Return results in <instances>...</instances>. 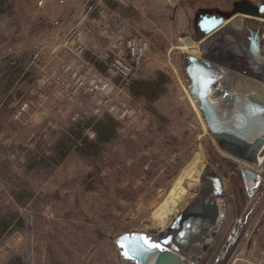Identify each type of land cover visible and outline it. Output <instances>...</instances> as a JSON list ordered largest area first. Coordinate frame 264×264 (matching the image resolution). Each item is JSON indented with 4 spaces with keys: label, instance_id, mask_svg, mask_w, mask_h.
<instances>
[{
    "label": "rangeland",
    "instance_id": "1",
    "mask_svg": "<svg viewBox=\"0 0 264 264\" xmlns=\"http://www.w3.org/2000/svg\"><path fill=\"white\" fill-rule=\"evenodd\" d=\"M234 1L0 0V264H126L119 236L167 230L198 196L201 183L192 179L207 167L223 182L228 216L195 263L234 264L240 254L246 264H264L252 261L264 258V162L222 149L186 74L187 56L203 53L194 12ZM102 23L149 41L130 82L108 70L112 46ZM226 26L246 42L247 27L260 28L264 51V20L238 15ZM237 62L245 65L240 57L223 61L230 70ZM237 72L264 81L249 65ZM93 83L99 89L91 91ZM102 90L136 114L112 117L99 105ZM101 123L113 128L109 142L100 141ZM244 167L263 179L252 197ZM235 213L247 217L251 235L219 263ZM187 246L177 250L192 256Z\"/></svg>",
    "mask_w": 264,
    "mask_h": 264
},
{
    "label": "water",
    "instance_id": "2",
    "mask_svg": "<svg viewBox=\"0 0 264 264\" xmlns=\"http://www.w3.org/2000/svg\"><path fill=\"white\" fill-rule=\"evenodd\" d=\"M238 15L264 20V0L260 4L253 0H235L225 9H197L193 17L195 42L217 32ZM247 28L250 36L245 43L249 52L256 60H264L260 28L256 32ZM226 69L223 62L215 61L209 56L189 54L186 66L189 91L201 103L207 127L222 149L254 164L256 156L264 150V96L243 85L237 88L227 86L224 75ZM238 152L247 154L251 159L239 156ZM208 168L216 175L217 181L214 184L210 182L209 189L205 190L203 184L206 176L202 174L198 192L199 215L187 218L188 209L180 214L167 230L157 234L160 244L158 248H147L144 245L142 238H147L149 234H122L117 243L125 259L124 252L129 251L130 256L135 257L131 260L137 264H183L180 255L174 250L198 239H213L217 236L227 220V209L222 220L219 218L222 211L221 198L225 201L224 185L215 170ZM241 173L248 195L252 197L262 183V176L245 167ZM122 244L124 247H121Z\"/></svg>",
    "mask_w": 264,
    "mask_h": 264
},
{
    "label": "bare ground",
    "instance_id": "3",
    "mask_svg": "<svg viewBox=\"0 0 264 264\" xmlns=\"http://www.w3.org/2000/svg\"><path fill=\"white\" fill-rule=\"evenodd\" d=\"M202 43V54L200 56L202 57H210V58H229L232 62L237 61V59L241 56H243L242 50L240 49V46L242 47L244 51V56L246 60L250 63V66L252 67V70L254 72L256 78L259 76V74H264V60H256L252 54L249 52L248 46L246 45L245 41L242 39V35L239 32V28L236 26H226L217 31L214 35H210L206 37L205 39H202L200 41V44ZM229 47V48H228ZM228 48V49H226ZM263 54L264 51L262 50ZM194 55V54H193ZM198 56V55H196ZM199 56V57H200ZM215 60V59H214ZM223 62V61H219ZM233 70V71H232ZM225 83L227 86L232 88H237L241 85L245 86L248 90L259 93L260 95L264 96V81L260 82L257 81L254 78H251L249 76H245L240 72H237L234 69L227 68L225 73ZM239 156L244 157L245 159H251L250 156L247 154H242L241 152L237 153ZM256 162L257 166L261 165L264 162V150L259 152L258 156H256ZM207 171V172H206ZM206 180L204 181V189L208 190L211 184H214V182L217 181V177L213 172L207 167L206 169ZM256 172V171H255ZM258 173V172H257ZM202 176V175H201ZM201 176H196L192 179L193 182H199L201 183ZM211 182V184H210ZM261 185V184H260ZM225 196V194H224ZM221 205H222V211L220 215V220L225 215V209H226V203L224 201V198H221ZM200 211V203H199V193L198 196L193 200L191 205L189 206L186 217L191 218L194 216H198ZM219 221V220H218ZM220 225V223H217ZM157 235H150L147 236V239L150 243H155L160 246V244L157 241L156 238ZM212 237H209L208 239H198V241H195L193 243H189L190 247L188 248V251H190L192 256H187L178 250L176 251L180 255V260L183 264H196L195 260H197L196 257H200L203 250H205L211 241ZM126 264H137L135 261L126 258L125 259Z\"/></svg>",
    "mask_w": 264,
    "mask_h": 264
},
{
    "label": "built area",
    "instance_id": "4",
    "mask_svg": "<svg viewBox=\"0 0 264 264\" xmlns=\"http://www.w3.org/2000/svg\"><path fill=\"white\" fill-rule=\"evenodd\" d=\"M97 26L100 28L102 34L110 40L112 46V50L110 49L112 59L108 64V70L112 74L126 80V82H130L142 67L145 56L150 48L149 41L141 34L119 35L110 23L97 24ZM78 34L82 36L83 32L80 31ZM75 51L79 53L84 51L82 42L76 44ZM107 87L108 83L105 84L103 90ZM97 89H99L98 85L93 83L90 90L94 91ZM103 90L99 105L107 106L112 117L125 120L136 114V110L127 102L120 101L115 103L109 94L111 89L106 90V92ZM252 165L257 166V162Z\"/></svg>",
    "mask_w": 264,
    "mask_h": 264
},
{
    "label": "trees",
    "instance_id": "5",
    "mask_svg": "<svg viewBox=\"0 0 264 264\" xmlns=\"http://www.w3.org/2000/svg\"><path fill=\"white\" fill-rule=\"evenodd\" d=\"M146 85H147L146 88L148 90V93L153 91L154 88H155V86L153 87L151 84L147 83ZM109 121L110 122H108V123H112L113 122L112 119H109ZM108 123H107V125L101 123L102 126H103L102 128H103L104 131H99L100 132L99 136L100 135L103 136V137H100V141H102V142H109L114 136L113 133H112L113 128ZM101 124H99V125H101ZM99 125H98V129H99ZM85 142L88 143V145L92 144V143L90 144L87 140H85ZM88 147L91 149L94 146H88ZM245 218H247V217H244V219L242 218L240 220V227L236 231H234L230 235L228 240L226 241L224 247L222 248V251L219 252V254H218L217 262L223 263L224 261H226L228 258H230L232 256V254L234 252V249L236 248L238 242H240L241 239L243 238V234H244V230H245V226L244 225L246 224L245 223Z\"/></svg>",
    "mask_w": 264,
    "mask_h": 264
},
{
    "label": "crops",
    "instance_id": "6",
    "mask_svg": "<svg viewBox=\"0 0 264 264\" xmlns=\"http://www.w3.org/2000/svg\"><path fill=\"white\" fill-rule=\"evenodd\" d=\"M227 216H228V210H227ZM233 216H235L234 218V220H236L235 221V223L233 224V226L230 228V230H228L227 232H226V240L230 237V235L234 232V231H236L239 227H240V220L242 219V217H239L236 213L234 214V215H232V219H233ZM239 218V219H238ZM238 220V221H237ZM245 227H246V225H244ZM250 230H251V227H246L245 228V232L246 233H244V235H243V237L245 236V239H247V240H249V237H250V235H251V233H250ZM223 232V228L218 232V236H219V234L220 233H222ZM217 238V237H216ZM247 240H246V242H247ZM249 243V242H248ZM243 244V243H242ZM221 245V244H220ZM249 246V245H248ZM251 246V245H250ZM252 247H254V248H257V246H256V244L255 243H252ZM253 248V249H254ZM240 255V254H239ZM239 255H238V257H237V255H236V257L233 259L234 260V264L237 262V264H246L247 262H251V261H249L248 259H246L245 257L244 258H241V257H239ZM254 260H257V261H262V260H264V258L262 257V256H260V254H258L257 256L255 255V257H254V259L252 258V261H254Z\"/></svg>",
    "mask_w": 264,
    "mask_h": 264
},
{
    "label": "flooded vegetation",
    "instance_id": "7",
    "mask_svg": "<svg viewBox=\"0 0 264 264\" xmlns=\"http://www.w3.org/2000/svg\"><path fill=\"white\" fill-rule=\"evenodd\" d=\"M259 28H257V29H254L255 31L256 30H258ZM229 48V47H228ZM228 48H226V49H228ZM240 49L242 50L241 52L243 53V56L241 57L240 56V58L242 59V62H244L245 63V65H242V63H235L236 65L235 66H233V65H230L229 67H231V68H233L234 70H238V69H240V70H242V71H245L246 70V65H249L250 66V63L246 60V58H245V56H244V51H243V49H242V47L240 46ZM230 60L229 58H220V59H217L216 61H224V60ZM231 61V60H230ZM225 63V62H224ZM226 65V64H225ZM226 66H228V65H226ZM238 68V69H237ZM252 72H253V70H252ZM252 74H254V72L252 73ZM262 76V75H261ZM261 76H259V77H261Z\"/></svg>",
    "mask_w": 264,
    "mask_h": 264
},
{
    "label": "snow or ice",
    "instance_id": "8",
    "mask_svg": "<svg viewBox=\"0 0 264 264\" xmlns=\"http://www.w3.org/2000/svg\"><path fill=\"white\" fill-rule=\"evenodd\" d=\"M142 239H143V241H144V245H145L147 248H158V247H159V245H157V244H155V243H150L146 237H144V238H142ZM121 247H124V245L122 244ZM137 250H138V249H137ZM124 255H125L126 258L135 259L134 256H130L129 251H125V252H124Z\"/></svg>",
    "mask_w": 264,
    "mask_h": 264
}]
</instances>
